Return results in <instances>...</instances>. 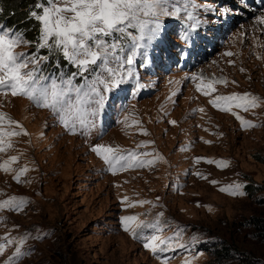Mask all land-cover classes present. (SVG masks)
<instances>
[{
  "label": "rangeland",
  "instance_id": "rangeland-1",
  "mask_svg": "<svg viewBox=\"0 0 264 264\" xmlns=\"http://www.w3.org/2000/svg\"><path fill=\"white\" fill-rule=\"evenodd\" d=\"M183 1L169 0V11L210 3ZM237 9L225 43L192 71L204 85L213 83L214 91L198 90L200 79L190 85L185 72L140 78L139 65L150 56L139 49L133 76L108 95L119 96L141 81V97L129 101L127 123L103 136H97V125L89 133L69 132L48 109L0 93V131L27 133L3 137L0 164L17 160L8 172L0 168V202L27 201L19 211H0V243L6 245L0 264L17 247L27 254L16 264H206L223 246L235 253L220 264H264V13ZM170 37L179 43L176 34ZM29 50L27 44L15 49ZM246 93L260 98L257 107L245 111L232 102L225 112L210 102ZM233 113L256 126H242ZM142 142L151 143L138 147ZM96 144L151 153L140 158L154 163L113 174L91 151ZM24 168L29 170L17 181ZM235 185L243 195L222 190ZM126 216L138 218L133 225L159 221L156 234L173 238L170 246L156 253L145 248L144 240L124 230Z\"/></svg>",
  "mask_w": 264,
  "mask_h": 264
},
{
  "label": "snow or ice",
  "instance_id": "snow-or-ice-1",
  "mask_svg": "<svg viewBox=\"0 0 264 264\" xmlns=\"http://www.w3.org/2000/svg\"><path fill=\"white\" fill-rule=\"evenodd\" d=\"M46 4L47 6L44 3L36 5L42 9V14L36 11L29 13L41 24L36 47L46 48L50 54H62L77 71L67 78L64 75L45 74L41 64L48 57L15 51L27 41L23 39L21 33L0 26V93L10 92L13 96H24L37 107L48 109L69 132L75 133L81 129L84 133H89L96 126V119L105 106L108 98L106 94L120 88L126 77L133 76L131 66L135 63L139 49L145 46L142 42L145 40L150 42L158 35L162 16L179 15L180 8L173 5L172 11H169V0H46ZM261 22H264V18H261ZM130 29L138 34L133 35ZM85 73H89L91 79ZM77 76L83 78V83L79 85L74 83ZM191 79L201 80V83L197 84L200 91H204L205 88L215 90L213 83L204 85L202 77L193 75ZM204 94L208 95L209 92L205 91ZM210 102L225 112L231 111L232 102H235L236 107L247 111L257 107L260 98L250 93L233 94L217 96ZM233 115L237 116L242 126H256L236 113ZM2 119L3 115L0 114V120ZM128 119L125 117L124 122L127 123ZM9 123L16 122L10 120ZM171 123L174 124L175 121ZM26 134L0 131V152L5 151L4 136ZM148 143L151 142H142L138 147L146 146ZM7 147H11V144H7ZM91 151L104 160L108 171L113 174L154 163L153 160L140 158L151 153H138L134 150L121 149L119 146L96 144ZM16 160L17 157L13 156L10 161L0 164V168L8 172L10 170L8 165ZM28 170L27 168L20 170L16 176L17 181ZM222 190L229 191L232 195L244 194L240 191L239 185ZM26 201L27 198L12 197L0 202V211L5 207L19 211ZM137 219L135 216L123 217V227L125 231H130L134 238L144 240L145 248L156 253L165 251L166 247L170 246L169 241L173 238L164 240L156 234L161 231L159 221L137 222L134 225L130 223ZM145 228L154 229V233L150 236L143 235ZM137 229H140V232ZM4 239L9 245L17 243L15 240ZM26 239L27 237L21 238L19 244L22 246ZM5 247L4 243H0V254ZM26 254L21 247H17L15 256L7 264H16V261ZM185 264L189 262L185 261Z\"/></svg>",
  "mask_w": 264,
  "mask_h": 264
},
{
  "label": "trees",
  "instance_id": "trees-1",
  "mask_svg": "<svg viewBox=\"0 0 264 264\" xmlns=\"http://www.w3.org/2000/svg\"><path fill=\"white\" fill-rule=\"evenodd\" d=\"M41 3L47 6L46 0H0V22L4 27L15 29L22 34L30 49L29 53L48 57L42 66L49 69V74L57 72V68L62 69L64 73H69L62 54H50L48 49L36 47L39 42L41 24L34 17H31L29 13L36 11L38 14H42V9L36 7L37 4ZM232 253H235L232 247L223 246V248L215 252L213 260L206 264H220L222 259L231 258Z\"/></svg>",
  "mask_w": 264,
  "mask_h": 264
}]
</instances>
